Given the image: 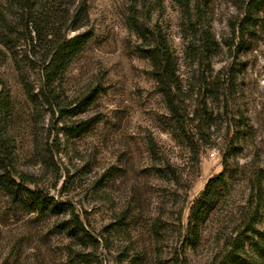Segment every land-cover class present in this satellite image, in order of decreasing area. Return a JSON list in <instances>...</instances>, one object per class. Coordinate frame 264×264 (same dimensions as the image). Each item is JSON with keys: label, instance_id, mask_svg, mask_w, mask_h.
Listing matches in <instances>:
<instances>
[{"label": "rangeland", "instance_id": "rangeland-1", "mask_svg": "<svg viewBox=\"0 0 264 264\" xmlns=\"http://www.w3.org/2000/svg\"><path fill=\"white\" fill-rule=\"evenodd\" d=\"M35 5L43 17L33 25L15 0H0L10 94L0 134L14 154L0 177L47 209L23 208L0 182V264H223L239 238L242 257L264 264V204L253 196L264 175V0ZM143 28L168 45L176 115L143 53ZM86 33L49 86L45 39ZM217 179L194 239L190 210Z\"/></svg>", "mask_w": 264, "mask_h": 264}, {"label": "trees", "instance_id": "trees-1", "mask_svg": "<svg viewBox=\"0 0 264 264\" xmlns=\"http://www.w3.org/2000/svg\"><path fill=\"white\" fill-rule=\"evenodd\" d=\"M36 0H15V6L18 10L27 13L29 15L30 23L35 24L37 20H40L42 16H38L36 13ZM252 8V7H251ZM77 11L76 15L80 12ZM83 13V12H81ZM23 14L22 16H25ZM85 19V17H84ZM252 17L247 16L244 22L245 25L250 24ZM29 23V24H30ZM33 24V25H34ZM243 24V25H244ZM34 33L38 34V28L35 26ZM79 27L74 28L72 31H79ZM140 36L148 41L150 45L148 49L144 50L143 53L150 59L153 67V77L156 80L157 88L159 93L164 97L165 102L169 110L176 115L177 112V96L176 91L178 89V81L175 76L174 66L172 62V57L168 48V45L164 38L158 36V38L151 33L150 30L143 28L138 30ZM52 40L46 38L45 49L46 55L43 65V73L49 86L53 84L56 79L63 78L72 64L73 60L83 51L91 37L89 33L87 34H77L71 39L60 38L59 34H49ZM4 38V36L0 37ZM37 41L40 40V33L38 34ZM145 40V41H146ZM1 44L8 47L6 40H0ZM42 43V42H41ZM17 61V58H15ZM24 81V79H23ZM26 84V81H24ZM0 111L1 105L10 96L7 88L0 82ZM178 120V118H176ZM179 121V120H178ZM4 138V132L0 134V161L5 159L6 161H13V152L9 149L10 147L6 143ZM6 139V138H5ZM5 170L6 167H3ZM10 178V177H8ZM222 178V176H221ZM0 182L3 187H5L8 193L11 195L12 199L25 209H47L46 199L42 197H37L33 192L24 190L22 191L21 186L13 187L10 185L9 181L5 176L0 177ZM220 179V178H219ZM211 180L204 193L200 195L197 201L194 203L190 210L189 216V226H191V236L196 239L198 237L199 224L203 222L205 217L210 214L214 207L215 198L212 195V188L218 182V180ZM11 181V180H10ZM14 186L15 183H12ZM253 196L258 203V205L264 204V175L258 184L253 186ZM241 239L235 240L233 246H231V251L228 254V258L223 264H256L253 261H248L240 254L242 250ZM261 242V241H260Z\"/></svg>", "mask_w": 264, "mask_h": 264}]
</instances>
